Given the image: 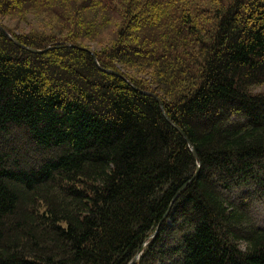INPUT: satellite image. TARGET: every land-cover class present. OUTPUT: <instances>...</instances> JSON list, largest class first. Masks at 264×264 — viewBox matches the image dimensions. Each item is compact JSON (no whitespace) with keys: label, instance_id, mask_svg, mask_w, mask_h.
Instances as JSON below:
<instances>
[{"label":"trees","instance_id":"obj_1","mask_svg":"<svg viewBox=\"0 0 264 264\" xmlns=\"http://www.w3.org/2000/svg\"><path fill=\"white\" fill-rule=\"evenodd\" d=\"M0 19L28 22L0 24V264H130L170 206L134 264H264V0Z\"/></svg>","mask_w":264,"mask_h":264},{"label":"water","instance_id":"obj_2","mask_svg":"<svg viewBox=\"0 0 264 264\" xmlns=\"http://www.w3.org/2000/svg\"><path fill=\"white\" fill-rule=\"evenodd\" d=\"M0 30L3 31V32L6 34V36H8V38H9L11 41L15 42V41L13 40V38H11V37H10V36H9V35H8L3 29H2V28H0ZM24 49L27 50V51H29V52H31V53H34V54H41V53H44V52H47V51L51 50L50 47H48V48L45 49L44 51H37V50H33V49H28V48H24ZM94 59H95V58H94ZM95 62H96V61H95ZM96 64H97V66L99 67V65H98L97 62H96ZM100 70H101L102 72L106 73V74L114 75V76H118V74H116V73H114V72H112V71L104 70V69H101V68H100ZM127 83H128L133 89H135L136 91H139V92H140L141 94H143V95L153 97L154 99H156V100L158 101V103H160V101H159V100L157 99V97H155L154 95H152V94H150V93L142 92V91L138 90L137 88H135V86H133L131 83H129V82H127ZM169 123L172 124L171 122H169ZM172 125H173V124H172ZM173 127H174L177 131H179V132L181 133L182 136H184V134L182 133V131H181L180 129H178V128H177L176 126H174V125H173ZM184 137H185V136H184ZM188 143H189V142H188ZM189 146H190V143H189ZM191 152H192L194 158L197 159L196 153H195V151H194L193 148H191ZM199 168H200V167H199V165H198L196 174L198 173ZM196 174H195L194 178H196ZM176 197H177V195L175 196V198H176ZM175 198L173 199V201L175 200ZM170 207H171V206H170ZM170 207H169L168 211L166 212V214L164 215L162 221L160 222V224H159L158 227L156 228L155 232H154V233L148 238L147 242H146L144 245H142V247L139 249L137 255L134 257V259L131 261L130 264H134V263L140 258V256L142 255L144 249L146 248L148 242H149L150 240H153V239L155 238V236L157 235V233H158V231H159V227L161 226L163 220H165V219L167 218V215H168V213H169Z\"/></svg>","mask_w":264,"mask_h":264},{"label":"rangeland","instance_id":"obj_3","mask_svg":"<svg viewBox=\"0 0 264 264\" xmlns=\"http://www.w3.org/2000/svg\"><path fill=\"white\" fill-rule=\"evenodd\" d=\"M0 24L13 30L14 33L16 34H18L19 31L21 32L22 30L27 31V27H28V22L27 21L22 22L21 20L17 21V20H11V19L9 20L0 19ZM251 217L254 219L257 225L262 226L264 224V205L257 207L256 210L252 212Z\"/></svg>","mask_w":264,"mask_h":264}]
</instances>
